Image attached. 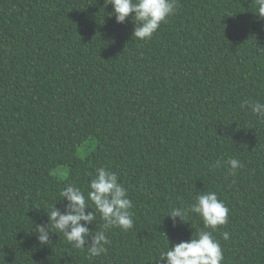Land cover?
I'll return each instance as SVG.
<instances>
[{"label":"trees","instance_id":"obj_1","mask_svg":"<svg viewBox=\"0 0 264 264\" xmlns=\"http://www.w3.org/2000/svg\"><path fill=\"white\" fill-rule=\"evenodd\" d=\"M178 2L141 41L107 0H0V264H164L168 242L207 230L170 209L208 191L229 209L213 233L223 264H264V118L241 107L264 103V18L255 0ZM101 166L127 189L134 227L108 230L98 257L63 234L41 245L35 225L64 210L59 192L87 196ZM102 225L97 213L88 227Z\"/></svg>","mask_w":264,"mask_h":264},{"label":"clouds","instance_id":"obj_2","mask_svg":"<svg viewBox=\"0 0 264 264\" xmlns=\"http://www.w3.org/2000/svg\"><path fill=\"white\" fill-rule=\"evenodd\" d=\"M257 12L264 18V0H255ZM112 5V12L118 24L126 19L134 23L132 36L141 41L150 40L161 24L178 11V0H107L105 5ZM131 14V16H130ZM249 107L251 112L259 118H264V103L259 101H244L241 107ZM231 174L235 175L242 162L236 158L227 161ZM221 161H214L212 167H220ZM87 196L82 189L73 183L66 184L59 192L57 201H66L64 210L51 207L46 212L48 223L35 225L37 240L41 245L50 243V234H63L66 242L72 248L81 251L87 250L89 257H98L106 252L105 245L110 243L106 233L118 228L128 231L134 227L133 205L128 198L127 189L118 180L116 172L106 167H98L95 173H89ZM56 201V202H57ZM92 211H86V209ZM99 213L103 221L102 229L94 233L88 227L96 221ZM196 214L202 220L205 229L192 234L188 241H181L160 253L159 261L164 264H223V249L213 233L219 226L229 222V209L224 202L218 199L215 192L208 191L197 194L194 202L187 208H171L168 215L175 223L176 218L187 222L186 217ZM51 222V223H50ZM55 229V231H53ZM223 239L229 238L228 232H223Z\"/></svg>","mask_w":264,"mask_h":264},{"label":"rangeland","instance_id":"obj_3","mask_svg":"<svg viewBox=\"0 0 264 264\" xmlns=\"http://www.w3.org/2000/svg\"><path fill=\"white\" fill-rule=\"evenodd\" d=\"M78 153L82 155V154L85 153V150L83 148H79L78 149ZM61 168H63V170ZM54 172L58 173V174H65L66 168L65 167H60L59 169H56Z\"/></svg>","mask_w":264,"mask_h":264}]
</instances>
